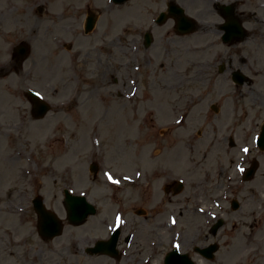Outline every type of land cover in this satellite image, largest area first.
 <instances>
[{
  "label": "rangeland",
  "instance_id": "1",
  "mask_svg": "<svg viewBox=\"0 0 264 264\" xmlns=\"http://www.w3.org/2000/svg\"><path fill=\"white\" fill-rule=\"evenodd\" d=\"M154 5L152 0H128L122 4L112 0H0V195L13 181L37 179V174L54 169L74 191L88 193L104 214L114 216L118 206L105 197L121 192L122 184L112 181H121L139 166L145 176L137 190H125L126 210L135 216L136 207L148 211L158 208V218L163 223L174 214L175 230L181 232V249L196 259L192 246L197 242L183 244L197 227L192 218L195 208L214 206L212 198H221L230 180L241 178L235 169L218 172L213 154L206 164L193 167L182 145V129L172 135L167 134L168 129L162 130L171 126L178 115L172 113L173 106L181 107L184 101V93L174 90L179 75L193 63L200 64L201 55H208L196 49H202L203 43L177 36L165 24L151 28V18L163 8L159 3ZM88 8L97 13L98 22L87 34L84 23ZM150 30L155 42L146 47L141 40ZM162 35H168L169 41ZM22 41L30 46V53L22 69L16 70L11 56ZM77 59L86 63L83 69L92 75L101 72L108 59L110 84L99 88L77 79L73 70ZM81 76L87 77L85 73ZM67 82L71 88L63 95L60 86ZM24 86L44 93L52 106L46 118L30 120ZM133 86L136 87L132 89ZM123 87L127 92L120 95L117 91ZM129 90L136 91L134 99L127 97ZM68 95H77L73 97L78 110L71 117L69 112L66 116L57 112L60 100ZM120 105L123 109L117 111ZM169 136L175 145L171 153ZM156 144L162 149L160 153L155 151ZM92 162L100 166L96 176L90 171ZM176 178L185 179L184 189L178 195H167L166 183ZM262 184L259 175L256 181L240 184V199L251 200L239 211L231 210L229 201L222 197L228 210L223 216L226 230L220 238L212 236L209 240L221 244L231 241L217 253L227 258L228 264H264ZM253 191L255 195L251 197ZM166 198L175 203H166ZM97 218L92 217L78 228L80 245L102 236L104 231L96 226ZM171 238L165 234L164 248L154 264H163L164 251L172 248ZM201 264L215 263L203 259Z\"/></svg>",
  "mask_w": 264,
  "mask_h": 264
},
{
  "label": "flooded vegetation",
  "instance_id": "2",
  "mask_svg": "<svg viewBox=\"0 0 264 264\" xmlns=\"http://www.w3.org/2000/svg\"><path fill=\"white\" fill-rule=\"evenodd\" d=\"M158 3L163 8L154 16V24L159 25L160 14L166 12L168 19L163 24L172 27L179 37L200 42L196 44L203 43L202 49L200 46L196 49L208 55V58L201 55L200 64L186 68L179 75L181 78L174 90L184 93V101L181 107L174 105L172 113H181L182 120L180 125L170 127L167 134L182 129L185 155L195 168L202 162L206 164L213 154L218 172L236 168L244 171L255 164L256 175L244 182L256 181L258 174L264 180V0H152L153 7ZM175 3L182 5L186 13L196 19L193 32L178 34L176 14L169 10ZM162 38L169 41L168 35H162ZM141 41L146 46L145 37ZM190 50L191 46H188ZM12 58L17 61L15 69H22L23 64L17 56ZM78 63L79 68L86 66L85 62L74 61L75 66ZM102 66L101 72L93 73L99 88L110 84L108 59ZM75 76L78 77L77 72ZM67 83L61 85L62 90L67 89ZM61 107L68 108L71 116L78 110L76 101ZM169 138L168 151L171 153L175 145L172 137ZM41 176L42 179L13 181L5 194L0 195V264H151L164 247L165 234L167 238L175 236L164 228L163 221H159L157 208L137 215L138 219L131 217L130 228L123 225L116 230L117 243L113 253H91L89 248L95 247V243L80 245V225L67 215L64 193L72 185L53 169L45 170ZM235 182L230 180L226 185L228 190L224 196L230 203L237 199V208L231 210L239 211L251 199H240L243 190L239 185L231 184ZM136 183L124 184L123 190L136 189ZM254 195L253 191L251 197ZM38 197L55 215H38L34 203ZM172 199H169L170 203H174ZM117 203L126 216L128 211L123 199ZM217 209L221 215L228 213L223 205L218 204ZM195 210L192 218L197 227L189 241L208 246L216 241L209 240L212 236L220 238L226 229L213 231L214 223L207 213L198 207ZM97 215L101 216L102 212ZM112 218V215L97 218L96 226L104 231L105 239L114 235L113 230L107 229ZM185 241H188L187 236ZM227 244L218 242L217 253L221 248H227L231 241ZM222 257L221 253L215 256L214 263L228 264L227 258Z\"/></svg>",
  "mask_w": 264,
  "mask_h": 264
},
{
  "label": "water",
  "instance_id": "3",
  "mask_svg": "<svg viewBox=\"0 0 264 264\" xmlns=\"http://www.w3.org/2000/svg\"><path fill=\"white\" fill-rule=\"evenodd\" d=\"M117 3H123L126 0H115ZM182 11V9H181ZM182 18V25H187L191 26L192 22L186 17H181ZM96 14L91 13L89 17L87 18V23H86V30L90 31L93 29V27L96 24ZM150 41V38H149ZM28 51V47L26 46H21L19 47V52L22 55H25V53ZM36 105H39L42 107L43 111L45 112L46 108L43 104H40L36 102ZM41 116V115H40ZM96 165H92V169H96ZM73 199V200H72ZM68 201L71 204V215L72 218L75 222L82 223L86 219L87 215L89 213H94L96 212V209L94 205L90 202L87 201L86 197L84 196H70ZM166 264H195V262L188 256V254H183V255H178L175 251L170 253Z\"/></svg>",
  "mask_w": 264,
  "mask_h": 264
},
{
  "label": "bare ground",
  "instance_id": "4",
  "mask_svg": "<svg viewBox=\"0 0 264 264\" xmlns=\"http://www.w3.org/2000/svg\"><path fill=\"white\" fill-rule=\"evenodd\" d=\"M80 67V64L78 63L76 66H75V70L76 71H78V72H81L82 70L79 68ZM75 101V98L72 100V102H74ZM121 106V105H120ZM119 106V107H120ZM121 108H122V106L119 108V110H117V111H121ZM123 109V108H122Z\"/></svg>",
  "mask_w": 264,
  "mask_h": 264
},
{
  "label": "snow or ice",
  "instance_id": "5",
  "mask_svg": "<svg viewBox=\"0 0 264 264\" xmlns=\"http://www.w3.org/2000/svg\"><path fill=\"white\" fill-rule=\"evenodd\" d=\"M244 151L247 152L248 149H244ZM109 179L112 180V177H111L110 175H109ZM112 182H113V183H119V181H115V180H113Z\"/></svg>",
  "mask_w": 264,
  "mask_h": 264
}]
</instances>
